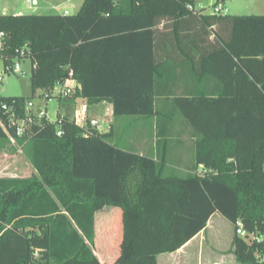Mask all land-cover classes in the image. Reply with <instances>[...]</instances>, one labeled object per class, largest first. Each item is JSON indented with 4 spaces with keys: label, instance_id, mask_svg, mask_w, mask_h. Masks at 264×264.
I'll return each mask as SVG.
<instances>
[{
    "label": "trees",
    "instance_id": "1",
    "mask_svg": "<svg viewBox=\"0 0 264 264\" xmlns=\"http://www.w3.org/2000/svg\"><path fill=\"white\" fill-rule=\"evenodd\" d=\"M185 2L83 0L74 14H0L2 61L23 49L31 64V96H0L16 117L28 100L76 82L56 98V120L32 122L21 137L0 112V155L19 147L34 169L0 175V264H102V243L118 249L105 264H156L214 212L258 237L234 232L240 263L264 256V14H195ZM77 98L110 103L114 119H182L193 169L168 173L165 127L154 157L119 144L113 125L77 124ZM104 205L121 213L117 247Z\"/></svg>",
    "mask_w": 264,
    "mask_h": 264
},
{
    "label": "crops",
    "instance_id": "2",
    "mask_svg": "<svg viewBox=\"0 0 264 264\" xmlns=\"http://www.w3.org/2000/svg\"><path fill=\"white\" fill-rule=\"evenodd\" d=\"M66 1L69 2L70 0ZM193 1L196 3L199 2L198 0ZM33 3L36 4V1H33ZM54 5H59L60 7H62L63 4H50L51 7ZM20 13L22 12L20 11L19 14ZM73 85L75 86L76 82H74ZM79 101L81 105L86 109H89V107L94 104L95 107L93 111L96 114H102L103 116H105V112H108L109 114L106 115V117H109V120L107 121L108 128L117 120L112 116V108L110 103L106 101H100L92 104H87L83 98H77V103ZM57 109L58 105L56 104V111ZM102 111H104V113ZM47 114L49 113L47 112ZM120 121V123L123 125V132L125 134L124 136H122V145L140 154H148L154 157L160 155L158 148L160 146L159 141L161 138L160 135L162 133H160L158 128H160L159 126H161V129L165 127L164 130H167V133L165 135L167 140L165 154L167 157L166 166L168 173H185L193 169L194 161L192 142L194 140V137L193 135H191V132L188 133V130H190V128L186 125L185 122H183L182 119H178L176 117H174V119L157 117L148 119H134L132 117H121ZM93 123H97V120H94ZM10 139L13 138L10 137ZM11 141L14 142V140ZM18 149L19 147L17 148V151ZM29 170L31 175L34 172L31 164ZM19 171L20 169H16L14 174H12L11 176L27 177L18 174ZM195 171L197 173H202L204 171V168L198 165L196 166ZM98 209H100L99 213H103L105 215L103 216L105 218L104 221L107 227V241L108 238H110V240H112V243L116 247L119 246V237L121 233L119 231V228H117V224L120 221V210L117 207L107 205L101 206ZM214 216L219 217L217 218V221H219L220 218H222L223 220L226 219L220 213L214 212L208 219L204 229L198 232L183 246H181L174 252L158 254L156 257V264H242L236 259L234 254V235L232 233L225 235L221 230L219 231L213 229L215 222L212 220V218ZM113 222L116 225V232L113 231L110 225ZM113 235H115L114 239ZM106 246V244L102 243L98 248L95 249V253L96 255L98 253L105 254L106 258L103 260L104 262L109 260L112 261L114 260V255L118 253V249H110Z\"/></svg>",
    "mask_w": 264,
    "mask_h": 264
},
{
    "label": "rangeland",
    "instance_id": "3",
    "mask_svg": "<svg viewBox=\"0 0 264 264\" xmlns=\"http://www.w3.org/2000/svg\"><path fill=\"white\" fill-rule=\"evenodd\" d=\"M36 1V4L33 3ZM201 2L206 8L207 13L212 12V4L214 0H198ZM83 0H70L67 2L66 0H32V5L29 7L26 3V0H0V14H19L22 13H59L57 10L53 9L50 4L52 3H61L63 4L61 10L67 9L69 14H74L80 8ZM225 4L228 14L238 15V14H264V0H223L221 1ZM60 10V11H61ZM21 70L23 74H20V71H4V62L0 57V74L2 76L0 80V96H31V86H30V72H31V64L28 59H23L20 62ZM38 93V92H37ZM37 96V95H36ZM35 96V97H36ZM57 96L51 97L49 100L45 101V108L49 114L47 116H43L42 120L55 121L57 118L56 111V101ZM39 99V96H37ZM39 103H41L39 101ZM48 103V105H47ZM95 105H91L89 109L84 108L81 105L80 101L77 103L76 111L83 112L81 115L83 119L80 121V125H84L87 121L93 122L97 120L95 125L97 128L99 127L100 131L108 130V120L109 117H106L109 113L105 112V116L102 114H96L93 109ZM75 111V112H76ZM104 113V111H102ZM55 114V115H54ZM121 117L115 121L113 124L114 138L122 145V136H124L123 125L120 123ZM127 122V121H126ZM94 124V123H93ZM122 130V133H121ZM130 130V129H128ZM190 130H188V133ZM14 140V139H11ZM125 142V141H124ZM14 144L15 142H12ZM188 146V145H187ZM125 147V146H124ZM18 148V147H17ZM30 164L27 162L26 157L21 152L20 148L15 154H1L0 155V175L11 176L14 174L16 169H20L18 174L23 176L30 175ZM224 217V216H223ZM217 216H214L212 220L214 223V228L216 230H221L222 233L234 235L235 228L233 225L227 220L220 218L217 221ZM226 220V221H225ZM228 221V222H227ZM215 239V238H213ZM99 261L102 264H105L103 261L106 256L103 253L97 254ZM108 264V263H107ZM258 264H264V256L260 255Z\"/></svg>",
    "mask_w": 264,
    "mask_h": 264
},
{
    "label": "built area",
    "instance_id": "4",
    "mask_svg": "<svg viewBox=\"0 0 264 264\" xmlns=\"http://www.w3.org/2000/svg\"><path fill=\"white\" fill-rule=\"evenodd\" d=\"M223 0H214V3L212 4V14L217 15H226L228 14V10L223 2ZM26 3L30 7L32 5V0H26ZM35 4V3H34ZM184 8L187 11H190L195 14L199 13H207L205 10V6L201 2H185L183 3ZM53 9L57 10L60 14H69V11L67 9L61 10V7L59 5L52 6ZM61 10V11H60ZM4 37V33L0 31V44L2 43V39ZM26 53L23 49L17 50V53H15L11 58L6 59L4 62V71H20V74H23V71L21 70L20 62L25 59ZM2 76L0 74V80ZM72 82V83H70ZM74 80L73 79H67L64 83L61 85H58L52 89L49 93H44L42 96L37 98L30 99L26 102L25 106V116L22 118H18L15 115L16 106L14 102H9L7 100H0V112L6 114L10 120L11 123L15 126L14 136L21 137L25 134L26 128L30 126L32 122H38L42 120L43 116H47V110L45 108V101L49 100L51 97H59V96H65L67 94H70L74 90ZM39 101L41 103H39ZM83 112H74V121L79 124L81 119L83 117L81 115ZM61 132L58 131L57 135H60ZM236 234L244 237L245 239H258V237H255L253 233L246 232L244 228L242 227L241 223H237V226L235 228ZM36 255V251L33 253Z\"/></svg>",
    "mask_w": 264,
    "mask_h": 264
}]
</instances>
